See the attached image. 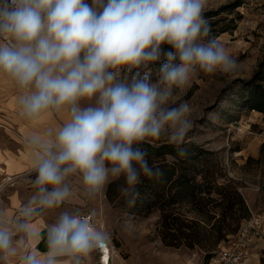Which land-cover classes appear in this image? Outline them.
<instances>
[{"label": "clouds", "instance_id": "obj_1", "mask_svg": "<svg viewBox=\"0 0 264 264\" xmlns=\"http://www.w3.org/2000/svg\"><path fill=\"white\" fill-rule=\"evenodd\" d=\"M207 0H0V73L21 90L26 121L50 111L69 118L49 140L29 137L36 154L33 204L16 228L39 234L30 218L70 196L66 180L79 176L98 194L123 177L135 191L162 171L150 164L145 143L182 147L191 107L177 93L199 73L230 74L237 61L204 16ZM159 65L153 79V66ZM81 101H88L81 106ZM137 197L139 192H135ZM110 239L88 219L62 212L47 229V251L22 264H82ZM11 231L0 226V254L15 255ZM61 257H66L62 262Z\"/></svg>", "mask_w": 264, "mask_h": 264}, {"label": "rangeland", "instance_id": "obj_2", "mask_svg": "<svg viewBox=\"0 0 264 264\" xmlns=\"http://www.w3.org/2000/svg\"><path fill=\"white\" fill-rule=\"evenodd\" d=\"M204 16L211 28L210 35L224 44L237 61V68L230 74L201 72L177 93V101L187 100L191 107L192 123L184 143H194L210 153L207 163L214 185L211 197L223 203V195L219 193L235 189L244 205L231 211L220 206L214 210L212 218L200 217L202 231L207 236L200 246L172 248L162 242L159 213L149 217L129 215L117 202L108 199V186L117 179L102 192L93 194L86 190L79 176H70L66 180L71 190L69 198L53 209L58 213L72 209L81 217L90 216L97 230L107 232L110 264H210L212 255L237 235L242 223L252 214L260 216L264 222V152L257 137L264 129V114L247 105L249 82L254 80L264 61V0H207ZM158 68L159 65H155L150 69L153 79ZM87 103L81 101V106ZM240 127H243L242 132L238 131ZM153 142L171 144L166 135ZM32 154L27 152L23 159L28 161ZM165 159L167 163L176 162L171 155ZM0 171L3 172L1 168ZM179 174L177 165L173 179ZM1 177L0 207L5 209L8 207L6 189L19 177ZM9 178L12 180L8 181ZM201 179L200 176L199 181ZM30 186L34 196L36 189L33 183ZM165 189L168 194L169 186ZM182 210L188 211L186 206ZM188 216L197 217L194 213ZM217 238L222 239L221 243L208 255L205 248ZM250 258L251 264H264V235ZM93 264L98 263L94 260Z\"/></svg>", "mask_w": 264, "mask_h": 264}, {"label": "trees", "instance_id": "obj_3", "mask_svg": "<svg viewBox=\"0 0 264 264\" xmlns=\"http://www.w3.org/2000/svg\"><path fill=\"white\" fill-rule=\"evenodd\" d=\"M263 82L264 61L254 80L249 82L250 95L247 100L248 106H253L264 114ZM143 147L148 152L150 164L158 166L162 176L143 180L136 186L135 191L128 188L121 177L108 186L107 196L129 215L149 217L153 213H159L161 239L165 246L190 249L200 246L207 240L202 231L200 217L212 218V213L220 206L231 211L238 205H244L240 193L235 189L226 194L219 193L223 195V203L211 197L214 185L207 163L210 153L196 144L183 143V156L179 155V150L172 144L152 141L145 143ZM167 155L173 156L176 162L167 163ZM177 165L180 174L177 179H173L177 174ZM200 176L202 179L199 181ZM167 182L172 185H166ZM167 186L168 194L165 189ZM135 192H139L140 196L137 197ZM184 206L188 211L182 210ZM188 213H194L197 217L189 218ZM221 241V238H217L212 245L205 248V252L211 255Z\"/></svg>", "mask_w": 264, "mask_h": 264}, {"label": "crops", "instance_id": "obj_4", "mask_svg": "<svg viewBox=\"0 0 264 264\" xmlns=\"http://www.w3.org/2000/svg\"><path fill=\"white\" fill-rule=\"evenodd\" d=\"M21 90L15 82L5 74L0 73V177H19L11 183L6 189V202L8 207H0V226L5 227L13 234L16 248L15 255H9L5 259L4 254H0V264H22V257L29 252L39 255L47 251V229L57 221L58 215L62 212L77 214L72 209H67L58 213L53 208H40L30 223L38 232L37 237L29 239L23 232L16 228L18 221H22V212L26 207L33 204L32 188L30 184L35 175L36 154L30 155L28 161L23 157L27 152H33L28 144L29 137L33 135L46 136L49 140L54 138L55 131L69 118L66 110L50 111L38 119L26 121L20 115L18 97ZM1 179H5L2 178ZM2 185V184H0ZM3 199V195L0 194ZM2 215V216H1ZM92 253H96L95 255ZM91 255L83 259L82 264H93V261L99 264L101 255L98 250L93 251ZM66 257H61L63 262ZM251 264V258L249 259Z\"/></svg>", "mask_w": 264, "mask_h": 264}, {"label": "built area", "instance_id": "obj_5", "mask_svg": "<svg viewBox=\"0 0 264 264\" xmlns=\"http://www.w3.org/2000/svg\"><path fill=\"white\" fill-rule=\"evenodd\" d=\"M3 42L5 41H0V43ZM238 131L242 132L243 127L238 128ZM257 137L260 138L259 140L261 141L264 152V129L257 134ZM11 180V178L8 179V181ZM84 218L88 219L92 224V218L90 216H85ZM263 224L264 222L260 216L252 214L242 223L237 235L230 239L219 251L214 253L210 258V264H249L252 251L264 235ZM101 258V264H110L111 258L107 263L104 262L103 257Z\"/></svg>", "mask_w": 264, "mask_h": 264}, {"label": "bare ground", "instance_id": "obj_6", "mask_svg": "<svg viewBox=\"0 0 264 264\" xmlns=\"http://www.w3.org/2000/svg\"><path fill=\"white\" fill-rule=\"evenodd\" d=\"M99 253H101V257L104 258V262H108L109 259L111 258V251L109 249V246L107 245L103 250H98ZM102 259V258H101ZM102 263V262H101Z\"/></svg>", "mask_w": 264, "mask_h": 264}]
</instances>
